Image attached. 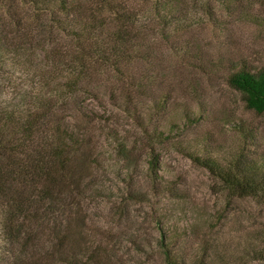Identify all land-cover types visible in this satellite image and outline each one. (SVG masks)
Segmentation results:
<instances>
[{
  "label": "rangeland",
  "instance_id": "obj_1",
  "mask_svg": "<svg viewBox=\"0 0 264 264\" xmlns=\"http://www.w3.org/2000/svg\"><path fill=\"white\" fill-rule=\"evenodd\" d=\"M15 2L0 0V17L10 24L17 12L29 25L34 11ZM74 2L84 17L131 15L140 32L133 43L144 50L123 62L122 75L91 76L89 95L79 94L89 121L74 109L61 113L87 140V155L74 159L91 186L78 211L84 238L116 242L124 264H163L153 247L162 227L185 257L204 246L214 264H264V203L228 195L189 157L264 159V112L246 107L227 81L237 69L264 68V1Z\"/></svg>",
  "mask_w": 264,
  "mask_h": 264
},
{
  "label": "trees",
  "instance_id": "obj_2",
  "mask_svg": "<svg viewBox=\"0 0 264 264\" xmlns=\"http://www.w3.org/2000/svg\"><path fill=\"white\" fill-rule=\"evenodd\" d=\"M9 1L10 8L17 7ZM19 3L34 11L29 25L17 12L9 16L10 24L0 17V264H124L116 242L86 240L79 231L78 211L91 186L82 183L74 159L87 155V140L61 113L74 109L90 120L93 114L80 108L79 94L89 95L87 85L98 70L122 75L123 62L141 56L144 50L133 43L140 32L133 29L131 15L116 11L111 22L92 13L84 17L74 0ZM227 81L246 107L264 112V68L237 69ZM153 135L166 140L161 132ZM189 157L228 195L264 203V159L236 158L223 165L210 157ZM148 164L153 177L154 159ZM42 221L46 225L39 226ZM171 236L159 227L153 241L163 264L219 261L204 246L183 256Z\"/></svg>",
  "mask_w": 264,
  "mask_h": 264
}]
</instances>
